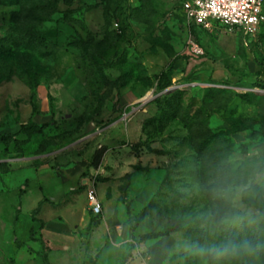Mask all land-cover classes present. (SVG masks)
<instances>
[{"label":"rangeland","instance_id":"obj_1","mask_svg":"<svg viewBox=\"0 0 264 264\" xmlns=\"http://www.w3.org/2000/svg\"><path fill=\"white\" fill-rule=\"evenodd\" d=\"M181 3L0 0V264H202L185 245L202 238V213L232 207L213 198L220 183L236 210L264 214V24L254 36L188 25ZM42 194L58 204L36 216L69 226L68 247L43 241L41 223L16 245ZM240 235L264 243V222Z\"/></svg>","mask_w":264,"mask_h":264},{"label":"clouds","instance_id":"obj_2","mask_svg":"<svg viewBox=\"0 0 264 264\" xmlns=\"http://www.w3.org/2000/svg\"><path fill=\"white\" fill-rule=\"evenodd\" d=\"M211 192L214 199L232 207L223 213L218 209L202 213L197 218L202 238L186 243V251L198 257L202 264H261L264 243L253 242L247 235L241 236L240 233L245 228L257 230L264 222V214L253 216L236 210L233 202L239 194L227 183L218 184Z\"/></svg>","mask_w":264,"mask_h":264},{"label":"built area","instance_id":"obj_3","mask_svg":"<svg viewBox=\"0 0 264 264\" xmlns=\"http://www.w3.org/2000/svg\"><path fill=\"white\" fill-rule=\"evenodd\" d=\"M263 3L264 0H182L181 6L188 25L210 29L214 23H219L229 30L254 36L264 23ZM114 25L118 26L116 23ZM187 44L191 52L203 54L202 47L191 36ZM129 114L124 111L121 119L126 120ZM81 187L86 192L89 212L92 215L100 214L101 201L93 174L81 179Z\"/></svg>","mask_w":264,"mask_h":264},{"label":"crops","instance_id":"obj_4","mask_svg":"<svg viewBox=\"0 0 264 264\" xmlns=\"http://www.w3.org/2000/svg\"><path fill=\"white\" fill-rule=\"evenodd\" d=\"M78 176V175H77ZM77 190H79V187L77 188V177L74 179V182L72 184V186H70L69 188L67 189H64V186H63V189L62 191L59 192V197H63V196H67V197H71L72 195H76L75 193H77ZM26 193H27V188H26V191L23 192V195L20 196V205H22L25 201V196H26ZM69 199V198H68ZM54 199L50 196V195H44L42 194L41 198L38 199L37 201H35L34 203H32V205H30V207H28L27 210V214L30 218V225L28 226V230H27V235H26V238L23 239L21 237H19L18 235V231L16 229V226L14 227V231H15V235H16V245L18 246H21L23 244H26L28 243L29 240L32 239L31 237V234L32 232L34 231L35 227H36V223H39V222H42V228L40 229V238L43 240V241H46L50 246H53L57 243H64L63 247H68V245L65 243V241L67 243H73L74 241V234H71L70 232V229H69V226L68 227H62L60 226L58 223H64V222H58V221H54V219H44L43 220V217H37L36 214L33 215V211L38 207V205H40V209H39V212H41V207H42V204L44 202H52L54 203L53 201ZM68 201V200H67ZM58 202L54 203V205H57ZM20 210H22V207L20 206ZM38 212V213H39ZM89 215H92L90 212H89ZM36 219V221L33 220V217ZM93 216V215H92ZM19 221V215L16 217V223ZM87 221L86 222V227L90 226V224L92 223V219L89 218V216H87ZM65 224V223H64ZM57 228H61L62 232L64 233V239L60 238L56 233H57ZM66 245V246H65ZM4 255V254H3ZM5 257V256H4ZM6 260V264H7V258H5Z\"/></svg>","mask_w":264,"mask_h":264},{"label":"trees","instance_id":"obj_5","mask_svg":"<svg viewBox=\"0 0 264 264\" xmlns=\"http://www.w3.org/2000/svg\"><path fill=\"white\" fill-rule=\"evenodd\" d=\"M22 2L25 1V0H21ZM263 12H264V3H263ZM264 24V23H263ZM262 24V25H263ZM195 26V25H193ZM260 68L256 74V83L261 85L262 87H264V78H262V74H263V64H259ZM217 91H221V89H217ZM192 107V106H191ZM196 117V115H191L190 114V108H188V110L185 112L184 116L182 117L181 121L182 123L185 125L186 129L188 130V132L191 134L193 132V122L192 120ZM2 136H0L1 138ZM204 147H202L200 149V151L203 149ZM93 163V162H92ZM91 163V165H92ZM225 174H228V172H230V169H229V165L228 164H225ZM80 189V188H79ZM78 192V190H77ZM39 209H40V205H38V207L33 211V215L37 214L39 212ZM97 215H93V217H96ZM33 217V220L36 221V219ZM42 224V222H39ZM42 227V226H41ZM31 237H33V235L31 234Z\"/></svg>","mask_w":264,"mask_h":264},{"label":"water","instance_id":"obj_6","mask_svg":"<svg viewBox=\"0 0 264 264\" xmlns=\"http://www.w3.org/2000/svg\"><path fill=\"white\" fill-rule=\"evenodd\" d=\"M170 90H172V88L165 90L164 93H167V92H169Z\"/></svg>","mask_w":264,"mask_h":264}]
</instances>
